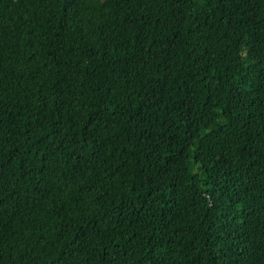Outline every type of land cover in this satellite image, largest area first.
Instances as JSON below:
<instances>
[{
    "label": "trees",
    "instance_id": "obj_1",
    "mask_svg": "<svg viewBox=\"0 0 264 264\" xmlns=\"http://www.w3.org/2000/svg\"><path fill=\"white\" fill-rule=\"evenodd\" d=\"M0 264H264V0H0Z\"/></svg>",
    "mask_w": 264,
    "mask_h": 264
}]
</instances>
